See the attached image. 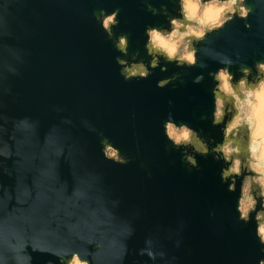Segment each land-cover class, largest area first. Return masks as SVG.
I'll return each mask as SVG.
<instances>
[{
    "label": "water",
    "instance_id": "water-1",
    "mask_svg": "<svg viewBox=\"0 0 264 264\" xmlns=\"http://www.w3.org/2000/svg\"><path fill=\"white\" fill-rule=\"evenodd\" d=\"M149 3L157 9L166 3L169 13L177 14L176 4L170 0H26L10 6L13 35L5 43L26 54L24 63L17 65L20 75L8 77L12 95L3 98L8 119H0V253L14 254L23 261L25 241L37 237L52 247L76 246V236L89 232L96 222L95 214L86 211L87 203L99 204L100 195L89 173H102L104 191L120 198V216L140 210L135 232L126 241L123 264H161L137 255L148 234L159 238L169 257L178 258L174 264H257L264 258L254 236V222L244 225L235 219L239 184L237 192H227L218 175L221 165L211 156H197L199 170L189 171L181 162L180 151L163 134V121L171 112L178 123L203 129L204 136L221 138L219 128L211 125L214 81L207 75L221 65L209 58L226 52L233 59L239 53L248 65L264 59V3L250 0L251 7L260 10L258 26L253 21L245 29L244 21L237 19L198 45V56L207 68L181 69L168 64L167 71L157 67L147 79L126 81L115 60L121 53L92 13L119 8L120 23L114 33L127 34L129 54L139 50L138 59L147 63L144 27L167 26L163 15L147 10ZM9 55L0 51V59ZM237 67L231 71L238 78ZM173 72L181 73L183 84L156 87L158 79ZM201 72L203 82L194 84L193 77ZM201 114L209 118L201 120ZM24 116L32 117L33 122L21 121ZM62 117L72 124L58 126ZM82 120L89 121L95 131H89ZM66 129L77 149L75 181L63 157L57 165L65 149ZM101 133L128 156V164L104 158ZM73 186L76 192L70 196ZM81 193H89L88 198ZM212 210L215 216H209ZM180 220L185 227L179 233L182 244L177 249L172 240L177 238ZM108 231L115 242L105 255L107 264H114L120 225H110ZM170 233L172 239H168ZM28 251L32 264L49 260L59 264L55 256ZM103 259L101 247L97 260L102 264Z\"/></svg>",
    "mask_w": 264,
    "mask_h": 264
},
{
    "label": "clouds",
    "instance_id": "clouds-1",
    "mask_svg": "<svg viewBox=\"0 0 264 264\" xmlns=\"http://www.w3.org/2000/svg\"><path fill=\"white\" fill-rule=\"evenodd\" d=\"M26 0H0V51L10 53L8 59H0V119L5 122L8 116L4 113V96L12 95V88L7 83L9 76H19L17 65L24 63L25 50L14 48L5 43L6 37H12L13 33L9 25V18L13 16L10 6L13 4H24ZM146 2V0H145ZM176 4L175 12L168 11L166 3H161L159 9L147 4V10L153 15H163L167 26L146 25L144 27V49L150 57L145 63L139 58V50L128 52L129 38L127 34L116 35L113 31L118 27L120 9L116 8L110 12L105 9L93 11L94 20L103 29L108 39L112 40L114 48L121 53L116 56V63L119 65V74L124 80L147 79L153 74L157 67L161 72L167 71L166 65L173 64L177 68H193L199 66L207 68L205 60L198 56L200 48L209 35L219 32L234 20L244 21L243 27L249 29L253 21L260 23V10L253 9L250 0H170ZM256 3H264V0H255ZM18 10V9H17ZM251 18V19H250ZM125 59L123 57H128ZM209 59L217 62L220 67L215 71L207 73L214 81L211 88L212 108L211 125L219 128L221 138L216 140L211 136L202 135L203 129H195L183 121L177 122L171 112L163 121V134L173 149L179 150L181 162L186 168H200L197 156L207 159L209 156L220 163L219 179L222 185L226 186L227 192H237L235 201V219L244 225L255 224L254 236L258 241L259 250L264 253V59L255 60L248 65L240 59L239 53L235 59L226 52H217L216 57ZM161 61L164 63L161 64ZM233 66H238L240 73L237 78L231 71ZM5 73L8 75L6 76ZM203 72L195 75L192 79L194 84L202 83ZM177 82L183 84L180 72H173L171 75L156 81V87L163 88L169 84L177 87ZM171 105L172 101L169 100ZM56 111H62L57 108ZM201 120L208 119L207 114H201ZM23 122L31 123L33 118L24 116L20 118ZM38 124L39 120L36 119ZM72 121L62 117L58 126L70 125ZM82 124L89 131L95 128L87 120ZM100 143L105 159L114 163L126 165L129 158L115 147L108 137L101 133ZM75 144L72 142V134L66 129L65 149H63L57 160L61 157L68 163L73 181L78 173L75 171L78 161L75 158ZM80 156L84 155L83 149L79 150ZM82 167V165H81ZM143 167V165H141ZM5 173H11L5 169ZM93 175L96 185L99 188V204L95 202L86 204V211L94 213L95 223L92 229L84 235L76 236V246L52 247L41 242V238H34L33 242L25 241L22 251L23 261L17 260L14 254L5 255L0 253V264H32L33 257L29 253L50 254L59 260V264H101L97 255L104 248V259L102 264H107V253L115 240L109 233L110 225H120L121 235L115 239L119 242V254L114 264H123L128 253L126 241L135 232V221L140 216L137 208L128 216H120L117 209L120 206V198L113 197L103 189V174L89 173ZM151 173H148L150 175ZM67 187V181H64ZM76 192L73 186L71 195ZM88 198L89 193H81ZM78 204L80 201L77 202ZM215 210L209 212V216H215ZM185 227L183 220L179 221L176 237L172 240L175 248H180L182 237L179 233ZM168 239H172L170 233ZM89 246H93L92 249ZM137 255L145 256L148 260H159L161 264H174L178 259L175 255L168 256L161 245L159 238L154 234H148L144 240V246L138 249ZM46 264H53L51 260ZM257 264H264V258L258 260Z\"/></svg>",
    "mask_w": 264,
    "mask_h": 264
}]
</instances>
